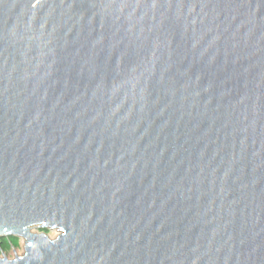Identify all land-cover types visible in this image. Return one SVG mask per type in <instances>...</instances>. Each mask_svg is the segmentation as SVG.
<instances>
[{"label":"water","instance_id":"95a60500","mask_svg":"<svg viewBox=\"0 0 264 264\" xmlns=\"http://www.w3.org/2000/svg\"><path fill=\"white\" fill-rule=\"evenodd\" d=\"M0 237L264 264V0H0Z\"/></svg>","mask_w":264,"mask_h":264},{"label":"rangeland","instance_id":"374dc122","mask_svg":"<svg viewBox=\"0 0 264 264\" xmlns=\"http://www.w3.org/2000/svg\"><path fill=\"white\" fill-rule=\"evenodd\" d=\"M34 233H39L41 232L38 227H33V230H32ZM60 235V232L57 231V230H50L48 231V236L51 238V239H56L57 236ZM25 239L24 238H19V245L14 247V248H11L9 251H5V252H2L0 254V257L3 258L4 255L9 258V259H14L16 254L15 252L18 254V255H24V253L26 252L25 250ZM15 249V250H14ZM4 253V254H3Z\"/></svg>","mask_w":264,"mask_h":264},{"label":"trees","instance_id":"16d2710c","mask_svg":"<svg viewBox=\"0 0 264 264\" xmlns=\"http://www.w3.org/2000/svg\"><path fill=\"white\" fill-rule=\"evenodd\" d=\"M19 245V238L16 237H0V254L9 251Z\"/></svg>","mask_w":264,"mask_h":264}]
</instances>
